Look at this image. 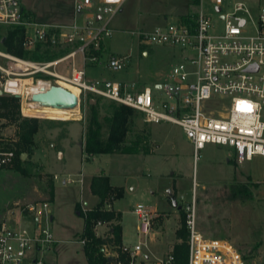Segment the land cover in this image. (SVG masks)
<instances>
[{
    "label": "rangeland",
    "instance_id": "obj_1",
    "mask_svg": "<svg viewBox=\"0 0 264 264\" xmlns=\"http://www.w3.org/2000/svg\"><path fill=\"white\" fill-rule=\"evenodd\" d=\"M195 1L198 2L125 0L110 21L112 35L103 41V63L85 68L87 80L137 81L142 86L152 87L161 101L166 100L164 92L156 89V85L168 78L174 65L181 61L182 54L170 47L141 44L139 32H149L155 26L176 22L183 15L199 13L201 7ZM226 1L230 2V7L237 2L246 3L255 19L260 4L264 6V0ZM22 2L33 19L61 23L73 19L72 0ZM203 11L212 24L222 27L223 22L212 4L205 2ZM109 17L104 15L105 20ZM247 28L252 30V27ZM6 29L0 27L3 32ZM65 52L54 50L52 56L56 59ZM123 56H130L127 69L114 71L108 68L111 57ZM76 62L77 68L81 69L80 56ZM65 65L70 68L69 63ZM91 100H95L93 105L97 106L101 118L111 116L119 106L104 98H81L75 116L63 119L51 117L46 112L28 113L24 110L26 102L23 104L21 99V116L37 118L41 128L35 136L34 155L21 164L24 171L16 168V161L12 166L0 167V224L7 219L11 227L19 224L32 231L33 218L23 214L21 209L29 203L48 201L53 217L49 227L58 244L56 252L48 255L45 264H88L83 244L77 237L83 231L84 219L78 215L76 205L80 203L83 210L96 206L99 198L91 193L89 182L92 175L103 171L113 186L124 189L123 196L109 208L122 213L125 245L145 243L151 257L163 256L173 244L180 242L176 230L181 225L183 211L179 207L186 208L194 197L199 231L207 237L231 242L239 249L246 264L264 263V157L255 156L252 161L240 164L233 148L217 145H207L195 156L192 142L180 126L168 122L147 124L135 111L125 146L132 148L137 144L141 153L98 154L86 159L82 144L89 125ZM16 131L15 125L0 119V137L5 143L17 140ZM107 132L106 128L105 134ZM51 181H54L53 201H49ZM234 183L248 184L252 197L244 201L231 200L230 186ZM168 191H171V197ZM175 196L177 207L172 203ZM137 205L161 214L154 224L156 230L146 239L138 234ZM12 211L16 214L9 219ZM96 233L108 234V226H97ZM113 251L108 248L106 253Z\"/></svg>",
    "mask_w": 264,
    "mask_h": 264
},
{
    "label": "built area",
    "instance_id": "obj_2",
    "mask_svg": "<svg viewBox=\"0 0 264 264\" xmlns=\"http://www.w3.org/2000/svg\"><path fill=\"white\" fill-rule=\"evenodd\" d=\"M124 1L72 0L73 19L61 23L33 19L22 0H0V27L24 30L25 51H35L39 46L51 52L66 51L56 59L36 61L0 48L2 95H18L23 104L32 103L31 96L39 89L25 92L20 87L25 80L45 88L54 84L67 89L70 86L79 90V104L81 98H104L132 108L147 124L168 122L180 126L191 140L195 156L207 145H217L233 148L240 164L255 156L264 157V6L260 4L255 19L244 2L230 7L226 0H198L199 13L139 32L141 44L170 47L182 54L168 78L156 85L167 98L161 101L152 87L137 81L86 78L87 66L103 63V54L91 52L101 50L104 39L112 35L110 21ZM205 2L215 10L220 8L216 13L222 27H216L205 15ZM104 15L110 17L105 20ZM78 56L81 69L76 66ZM129 59L130 56L111 57L107 66L122 71L129 67ZM15 161V151L0 149V167L12 166ZM49 204L29 203L21 209L33 218L32 231L19 224L11 227L7 219L0 224V264H45L47 256L54 254L58 241L49 227L53 219ZM183 211L188 232L186 264H246L231 242L207 237L198 230L194 197ZM136 213L140 219L138 234L149 238L161 214L144 210L141 205H137ZM15 214L14 211L9 219ZM145 246L141 242L123 243L120 252L106 253L109 264H177L172 247L161 257H151Z\"/></svg>",
    "mask_w": 264,
    "mask_h": 264
},
{
    "label": "trees",
    "instance_id": "obj_3",
    "mask_svg": "<svg viewBox=\"0 0 264 264\" xmlns=\"http://www.w3.org/2000/svg\"><path fill=\"white\" fill-rule=\"evenodd\" d=\"M197 3V1H195ZM24 30L7 28L0 30V48L20 57L41 61L53 59L54 52L49 49L43 50L39 46L35 51L28 52L23 48ZM104 45L101 50L92 51L93 55L100 56L104 53ZM90 118L84 140L83 151L86 159L98 154H138L141 151L136 147L125 146L126 138L130 132V126L135 116V110L119 105L114 109L111 116L101 118L96 105L90 102ZM0 119L7 121L17 128V140L14 143H5L0 137V149L13 150L16 153V168L19 171L21 164L27 163L34 155L35 136L41 128V123L37 118H23L21 116V99L16 96L0 95ZM108 132L105 134V129ZM27 153L26 160H22V154ZM49 201L54 200V181L49 184ZM91 193L99 198V202L92 209L83 210L80 203L76 205V210L84 219V228L77 235L80 241L84 240L83 251L88 264H109L110 258L106 255V249L111 248L120 252L122 241V213L113 208H109L111 203L120 199L124 194L122 187L113 186L110 178L103 171L93 176L90 184ZM252 197V190L248 184L234 183L230 186L231 200H247ZM173 197V199H175ZM183 211V208L180 207ZM98 224L108 226V234H97ZM176 235L180 242L173 244L172 252L176 256L177 264H186L188 254V232L185 223V214L182 212L181 225L176 230ZM264 264V263H263Z\"/></svg>",
    "mask_w": 264,
    "mask_h": 264
},
{
    "label": "water",
    "instance_id": "obj_4",
    "mask_svg": "<svg viewBox=\"0 0 264 264\" xmlns=\"http://www.w3.org/2000/svg\"><path fill=\"white\" fill-rule=\"evenodd\" d=\"M216 10L220 11V8L218 7ZM98 18L100 19V16ZM243 23L242 21L241 24ZM2 94L3 92L0 90V95ZM16 97L20 98L18 95ZM31 102L39 108L74 110L79 106V97L66 87L54 84L49 88L41 87L38 92L31 96ZM94 103L95 100H91V104ZM21 157L23 161L26 160L27 153H23ZM168 194L171 197V191H168ZM172 203L174 207L178 206L176 199H172Z\"/></svg>",
    "mask_w": 264,
    "mask_h": 264
},
{
    "label": "bare ground",
    "instance_id": "obj_5",
    "mask_svg": "<svg viewBox=\"0 0 264 264\" xmlns=\"http://www.w3.org/2000/svg\"><path fill=\"white\" fill-rule=\"evenodd\" d=\"M20 87L25 92L27 90L35 92V91H37L38 89L41 88V87L32 85L31 80H25V81L21 82L20 83ZM69 90L73 91L75 94L79 93V90L74 88V87H70ZM25 105L26 106H25L24 110H26L28 113H32V112H46V113L50 114L51 117H58L59 116L60 118H63V119L64 118L68 119L69 117L75 116V114L77 112V109H74V110H61V109H52V108H39V107L35 106V104H32V103L29 104L27 102L25 103Z\"/></svg>",
    "mask_w": 264,
    "mask_h": 264
},
{
    "label": "crops",
    "instance_id": "obj_6",
    "mask_svg": "<svg viewBox=\"0 0 264 264\" xmlns=\"http://www.w3.org/2000/svg\"><path fill=\"white\" fill-rule=\"evenodd\" d=\"M144 55H147V52L146 51H144ZM92 177H93V175H92ZM91 180H92V178H91ZM91 180H90V182H89V188H90V184H91ZM14 213V211H12V214ZM106 226V225H105ZM108 231H109V229H108ZM102 234H104V233H102ZM56 252V251H55ZM54 252V253H55ZM48 257V256H47ZM48 259V258H47Z\"/></svg>",
    "mask_w": 264,
    "mask_h": 264
}]
</instances>
